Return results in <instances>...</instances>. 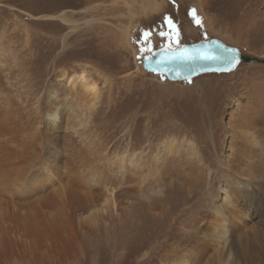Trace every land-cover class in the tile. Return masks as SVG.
Wrapping results in <instances>:
<instances>
[{
	"label": "rangeland",
	"instance_id": "rangeland-1",
	"mask_svg": "<svg viewBox=\"0 0 264 264\" xmlns=\"http://www.w3.org/2000/svg\"><path fill=\"white\" fill-rule=\"evenodd\" d=\"M209 38L259 61L182 81L142 67L150 50ZM0 57L10 70L0 76L10 97L0 116L28 135L42 128L46 141L56 138L42 118L48 94L69 88L55 75L84 70L97 84L95 106L74 127L90 150L70 161L85 189L68 244L79 256L63 264H167L181 248L194 264H264V0H0ZM169 143L177 156L194 152L192 162L160 164ZM123 157L143 168H119ZM105 187L116 193L111 214ZM224 187L232 194L221 201L232 229L225 254L221 240L201 231Z\"/></svg>",
	"mask_w": 264,
	"mask_h": 264
},
{
	"label": "bare ground",
	"instance_id": "bare-ground-1",
	"mask_svg": "<svg viewBox=\"0 0 264 264\" xmlns=\"http://www.w3.org/2000/svg\"><path fill=\"white\" fill-rule=\"evenodd\" d=\"M3 73L10 74V70L7 71L0 57V76ZM66 75V71L62 70L55 76L68 80V91L61 96L48 94L46 105L43 107L42 118L45 114V119L50 121V129L46 130L45 134L56 135L53 141H46L42 128L37 127L34 134L28 135L17 129L15 120L10 116H0V264H10L12 254L25 257L33 264L40 258L43 262L45 259L49 262L44 264H63L68 256H79L78 252L70 254L78 250V246L73 251L68 244L79 233L77 210L84 197L82 190L85 186L78 173L73 172L69 166L77 149L90 150L89 143L83 139L80 130H75L74 127L85 124L90 110L96 104L98 88L84 70L72 74L69 79ZM63 97L64 99H61ZM65 97H68L69 105L64 104ZM9 100L10 97L0 90V102L6 104ZM36 108L39 113L38 104ZM58 114L60 118L61 115L65 118H59L60 124L63 125H59L54 131L51 126L55 124L53 122L58 118ZM37 120L40 122V118ZM243 139H247V136ZM248 143L255 145L252 140ZM59 144L63 146L61 149H57ZM50 146L53 150L44 149ZM174 148V144H168L160 155V164L163 165L165 160L176 157L189 163L193 158L194 152L177 156L174 154ZM117 163L119 168H127L134 174L143 168L140 164L133 165L132 159L127 157ZM92 180L93 175H85L84 181ZM16 189H19L18 192ZM228 189L221 188L218 200L210 205L206 213L204 228L201 230L215 235V239L222 241L226 250L224 254L230 251L232 246V242H229L232 232L229 217L221 210L223 196L232 197ZM104 192L108 200L105 209L111 214L116 193L112 187H105ZM187 249L170 251L167 264H194V257Z\"/></svg>",
	"mask_w": 264,
	"mask_h": 264
},
{
	"label": "water",
	"instance_id": "water-1",
	"mask_svg": "<svg viewBox=\"0 0 264 264\" xmlns=\"http://www.w3.org/2000/svg\"><path fill=\"white\" fill-rule=\"evenodd\" d=\"M229 50H234L229 52ZM208 52L217 58L214 60H191L187 57L197 53ZM232 57L233 62L228 63ZM259 59L242 53V51L218 38L185 43L177 48L160 47L150 50L142 56V67L148 72L156 73L170 81H182L205 73H227L235 70L241 63L253 64Z\"/></svg>",
	"mask_w": 264,
	"mask_h": 264
},
{
	"label": "snow or ice",
	"instance_id": "snow-or-ice-1",
	"mask_svg": "<svg viewBox=\"0 0 264 264\" xmlns=\"http://www.w3.org/2000/svg\"><path fill=\"white\" fill-rule=\"evenodd\" d=\"M234 50H229V52H233ZM188 59L191 60H195V59H201V60H214L217 57L208 53V52H204V53H197L195 55H192L190 57H187ZM233 62L232 57L228 58V63L231 64Z\"/></svg>",
	"mask_w": 264,
	"mask_h": 264
}]
</instances>
